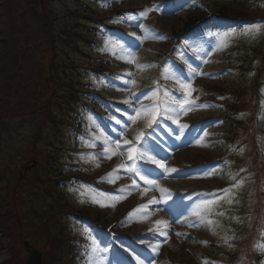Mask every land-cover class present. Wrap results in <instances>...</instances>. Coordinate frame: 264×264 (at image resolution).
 Listing matches in <instances>:
<instances>
[{
  "label": "rangeland",
  "instance_id": "rangeland-1",
  "mask_svg": "<svg viewBox=\"0 0 264 264\" xmlns=\"http://www.w3.org/2000/svg\"><path fill=\"white\" fill-rule=\"evenodd\" d=\"M24 0H0V38L2 40H5L3 42L0 41V111H8V110H20L25 109L29 107L34 101L32 98H35L37 95L38 89H43L40 84H37L38 77L41 75V65H45L47 63V48L40 47V44L42 41L46 44V40L42 39L45 35V31L47 30V21L46 17L43 14H40L38 17L32 16L31 22H28V26H30V33L27 35H21L23 32L20 27L17 25V21L20 18L21 15V6L23 4ZM174 3H168L167 0H128V3L123 4L120 9H124V12L117 15L115 19H119L124 14H129L131 12L129 11H135L137 9H141L138 11L139 13L143 10L152 8L154 5L162 6L161 11H153L149 13V16L147 19L143 20L142 22L147 25L148 27H156L159 26V28L156 30L157 33L164 34L166 37L162 40H145L138 49H136V55L138 57L137 63L140 64H155L157 67L149 68L144 71H139L136 69L135 65L126 63L123 60H120L116 58L115 56L109 54V53H103L100 51V49L103 47L104 40L109 36L113 37H123L124 40L133 39L129 36H126L124 29H128L129 31H134L137 36L143 35L141 29H138L137 26H135V22L131 23H121L118 24L114 31L106 32L104 35H100V38L97 40L96 44L94 45V49L91 54L90 59H83L80 63L82 65H97V62L93 59V56L95 57H103L104 59H110L114 64L108 65L109 69L116 71L114 72V79H106L107 81H110L114 83L116 86H120L121 82L116 78L118 74H123L129 72H133L134 79L136 80V85L132 88V92L137 93V95L141 94L140 89L145 81L149 80V76H152V78L155 77V81H157L158 77L162 76V71L165 66V63L168 62L173 67H178L180 69H186L185 60H187L189 63H192L194 66H196L198 63H196L195 58L198 56H202L200 53V49L203 48L205 50L208 49L209 43L211 41V31L207 30L204 37H201V39H204V42L195 43L198 38H190L191 44H194L192 48H189V45L187 46V51L185 50V47L187 45L188 36L183 37V41L181 43V47H179L178 51H175V55L177 56V60L179 61V65H175L173 61L169 60L168 56H164V49H168L170 46V43H166V40L168 39L170 42V35H177L178 31H180L182 28H184V24L187 21V17L190 15H195L194 13L197 12L200 9H204L205 5L202 4L200 8V3L197 4L196 0H174ZM206 3L208 2L210 5L215 6H223L229 9H235L236 7H240L241 3L245 0H205ZM249 1V0H248ZM32 6L35 8L39 5L40 0H31ZM167 3V4H166ZM54 8L56 9V12H59L58 15L61 14H67V10H63V6L59 3V0H53ZM173 5H177L176 7H173ZM109 4L102 8V3L100 10L102 9H109ZM258 7H261L264 11V0H261ZM217 8V7H215ZM28 12V11H27ZM66 21V22H65ZM60 29L58 31H61V39H58L60 43V54L57 56V64L60 67L58 70V80L60 82V89H58V96L62 97L63 95L69 94L68 87L71 86V84L75 87L76 93L75 95H79L80 87H81V81L84 80L85 83L88 82L89 75L86 73H83V75L79 74V70L77 68H73L71 66H68L67 69H63V66L70 63L67 61V55L65 52L69 51V45L66 41V35H63L65 31H67V27L72 29V24L69 22V20H60L59 22ZM230 24V23H229ZM161 28V29H160ZM174 29H177L178 31H175ZM241 28L237 29L239 31ZM170 34H168V33ZM7 37V39H5ZM248 36H238L234 39H231L228 43V46L218 48L215 51H213L208 56V63H202V66L200 65V68L203 73L210 74L212 78H210L209 75H201L195 77L192 87L196 89V91H202L207 85L210 83H216V82H226V84H235V83H244L252 81L257 74V61H254L253 64H249L246 66V68H241L239 66L238 70H235V74L231 73L229 70L230 67L237 66L239 63L240 55H245V52L250 51L249 48L251 46H261V48L264 47V27H262L261 34L256 36L255 39L248 37L246 40L247 45H251L245 48H242L241 50H234L233 47V41H243V39ZM11 38L13 42H11L9 39ZM258 39V41H256ZM63 40V41H62ZM23 42L29 43L34 42L33 48L28 50L31 54L23 53L21 49H23ZM234 45H236L234 43ZM243 45V44H241ZM176 47H173V50ZM178 49V48H177ZM176 49V50H177ZM100 52V54H98ZM98 54V55H97ZM226 55H228L226 57ZM242 56V58H243ZM71 57L73 58V55L71 54ZM183 57V59H182ZM240 59V61L242 60ZM76 61H79L78 58H75ZM222 59H226L227 62H222ZM252 60V58H250ZM200 61V60H198ZM261 64L260 62L258 63ZM98 66H101L98 64ZM83 68V66H82ZM81 69V68H79ZM149 74V75H148ZM3 77L11 78V80H14V84H18L17 86H7L5 81H2ZM164 81L171 82L175 84V81L172 79H168ZM204 80H207V83H204ZM261 81L264 83V73L261 77ZM153 82V80H152ZM85 87V86H84ZM104 94L111 95L113 98L117 99H125L126 98V92L120 93L121 91L116 90L115 92H109L107 89V84H102L99 86ZM178 87V86H177ZM199 92V93H200ZM195 94V91L192 93V95ZM130 97V94L128 95ZM42 99V100H41ZM39 99L40 102H44L45 98ZM264 101V85L262 87V99L261 102ZM148 102L151 103L150 100H145L144 103L147 104ZM99 108V107H98ZM261 113L256 121V144L258 148L263 151L264 153V119L260 118L261 114L264 113V107H262L261 103ZM105 110L112 111L113 108L109 105L105 106V109H103L100 113L104 114ZM92 113V116L96 118L98 122L100 121V116L96 112L94 113V110H90ZM220 108L217 107H211L209 108H195L193 111L189 112L187 115L182 116L180 119V122L182 124H187L189 119L191 117L194 118H202L204 116H210L213 114L219 115ZM86 115V114H85ZM221 115V114H220ZM88 115L86 116V119ZM112 116H116L117 119H121V114L118 112H112ZM126 117V116H125ZM15 118H10L5 122L4 125V131L3 133L0 131V164L4 165L2 166L1 171H6L8 168H6V163L9 162L11 159L16 160L17 164H15L16 168H21L22 172L25 171L26 167L31 168L32 164L34 163V160L37 161V165H35L33 168L34 170L27 171L29 172L27 175V179H25V182L23 183L25 186V189H27L33 196H30V193L25 195L23 197V211L22 213L29 212L28 210H31V214L33 217H35L40 223L36 228L35 223L33 220L30 222V226H27L26 229L28 231H33L32 234H29V238L31 243H37L39 245V248H47V251H52L51 254V264H57L60 257L62 249L67 247V244L58 243L55 242V246H52L54 244V236L58 239L65 238L63 240H71L72 242L79 243L80 241L83 242V238L85 239L84 235L82 234V229L85 226L91 227V223H88L87 221H83L79 218H77L74 215H71L68 213L70 210H74L75 212H84L86 208H93L90 210V215L94 216L99 222L103 221L102 216L105 218V224H109L113 220L117 219L119 215L124 211V209L128 208L130 204L134 201V196L139 192L138 189L134 190V192H131L130 194L126 195V198L121 200L119 203L116 204L114 208L112 207H100L98 205H93L91 203H84L81 204L78 202L79 195L76 192L69 191L70 188L76 187L79 188L80 185L77 183L66 180L62 183L60 181L63 179L64 174H61V172L58 170V173L54 176V178H57L60 180L57 184V193L60 194L61 199L59 198V205L52 206V202L55 201V194L52 195V193L47 194V186L49 185V180L47 181L46 185L42 184V181L36 180L37 176H40L44 179L50 178L51 174H48V169L50 168V165L47 163V160L44 159L45 157L42 156L44 153L43 150H47V144L48 142L54 141L52 133L54 132V129L51 131V134L46 133L39 141L38 149L40 151V155L42 158H34V154L32 153V142L31 140L28 141V136H34L35 130L39 126L37 124L39 123L40 119H42V116H37L34 118V116L27 118H17L15 120H11ZM125 120L126 118L123 117ZM251 119L250 115H242V124H245L244 121H249ZM223 121L221 119H214L211 121H208V126L205 128H197L195 131V134L191 136L190 141L186 144L185 140L187 138H182L180 141L183 142L184 146L181 147L179 150L185 151L186 153H190V156H193L196 152H198L199 156L202 154L210 155L212 153L218 154L222 149L225 148V143L221 141V138L224 136V130L226 129L227 124H223ZM114 123V122H113ZM238 123V122H237ZM88 125V120H87ZM63 126V125H62ZM65 124L64 131H61L60 134L64 136V138H61V146L62 147H77L81 145L80 140H76L74 136L71 134L69 129V126ZM103 127V125H101ZM145 126L143 121L137 120L135 124H131L129 127V130L125 133L124 137L122 139H131V137L134 138L135 134L139 130H144ZM260 129V130H258ZM95 131V129H93ZM105 130V129H104ZM202 131H207L209 133V136L204 137L203 140L206 142L207 146H202V144L196 143V137L198 135H202ZM13 135V136H12ZM113 135V134H109ZM113 138L115 139V136L113 135ZM25 139V140H24ZM174 141V139H168L165 137V142L167 144H171V142ZM188 141V140H187ZM59 142V138H58ZM126 147V146H124ZM244 151L241 154L239 152V157L245 158L249 160V158L254 159L253 153V147L250 143H244L241 146ZM101 148L97 144L96 148H93L96 153L98 149ZM14 150H19L22 153H18V155H14L12 152ZM102 150V149H101ZM123 151V147L121 149ZM203 155V156H205ZM10 156H12L10 158ZM76 156V155H74ZM214 156V155H213ZM65 156L61 157L62 161ZM67 158H70L69 155H67ZM77 159L76 163L82 164L83 166L88 165L86 168H83L84 171H88V168L90 169H96L98 167H95L92 163L85 162L79 158H72ZM183 156L181 155L180 158L178 156H175V154H171L170 159L166 161L168 166H170L171 163L177 162L178 165H181L180 162H183ZM27 160V161H26ZM67 163H69V160H66ZM126 161V154L120 155L117 154L113 156L111 159H105L103 157L99 158V166H101L102 171L109 170L112 167L116 168L118 164ZM73 165V164H71ZM71 165L67 168L68 170L71 169ZM176 165V169L179 168V166ZM245 163L238 164L236 161L235 163L230 160V162L223 164L224 169L217 171L215 175H212L210 177H204V178H184L178 177L174 185H180L178 189L182 188H195L197 191H202L210 189L212 186L220 185L221 183H224L225 179H229V181H232L231 175L239 173L237 176V179L245 178L244 185L240 188L242 189L244 187V190L246 192H243L242 194H238V190L234 189L235 197L233 203L235 210L232 212L233 214L227 212V209H224L223 211H220L219 209L223 206L227 205L228 203L225 201V199L217 200V202L213 205V212H223V216L219 215H213L211 216V219H213L215 224V234L207 227H200V228H190L187 227L185 224L177 223L175 219L165 212H159L155 215L149 216L146 220L143 221H137L128 223L126 222L124 225H122V230L128 231V230H149L154 226V222L158 219H163L165 221H169V227L171 228V233H169V239L166 243H161L158 254L156 253H148L144 251H136L138 254L144 253L145 255L151 254V256L155 259V264H172V257L178 258L179 262H184L185 264H203L204 260H207L204 257L205 253V246L202 242L203 235H206L208 238H215L219 241V243L223 242V247L225 249H231L236 248L237 245L234 243L233 240L230 241V243L233 245L232 248H229L227 244L224 243V237L225 236H234L233 234L236 233V229L233 225V223L238 224L241 223L243 219H248L249 224L251 219L254 217V203L255 199L258 198L260 194H263L262 199L264 203V179L263 183L259 184L261 181L260 178L257 175V172L255 171V166L250 165L251 171H248L246 167H244ZM78 167V166H77ZM83 169L75 168L74 170H77L76 173H80L83 171ZM240 169H246L244 172H240ZM112 172V171H111ZM202 172V171H201ZM201 172H194L193 175L190 176H198ZM120 179L116 180L115 183H107L102 182L101 178H99V183L103 188L106 187H113L115 184H130L132 183V178H130L128 175H126L123 172V169L119 170ZM62 176V177H61ZM258 178V179H257ZM175 178H169L166 182L162 184L163 187L168 188V185L171 184V181ZM51 181V180H50ZM185 182L181 185L179 182ZM234 181V180H233ZM45 183V182H43ZM60 183V184H59ZM137 183L141 185L140 181L137 180ZM85 185V184H84ZM5 190H10L11 183L4 182L3 186L0 184V188ZM97 189V188H95ZM33 192V193H32ZM111 193V192H108ZM5 195L9 194V192L4 193ZM238 195V197H237ZM143 197V195H142ZM85 200H87V194L84 197ZM7 198H5V201ZM238 200L239 203H236L235 201ZM129 205V206H128ZM239 206V207H237ZM28 207V209H27ZM156 206L149 207V210H152ZM161 207H163L161 205ZM82 208V209H81ZM32 209L35 211L37 209V217L35 216L36 213L33 214ZM57 209V212H55ZM60 209V210H59ZM96 209V210H95ZM99 210V211H98ZM263 224H264V208H263ZM102 214V215H101ZM238 218V219H237ZM194 219V218H193ZM45 223H47V229L45 226ZM41 224L43 225V229H40ZM225 226H227L228 231L225 230ZM160 227H163L161 225ZM63 228V229H62ZM245 228V227H244ZM246 231V230H245ZM175 232L180 233H187V236H176ZM2 235V234H0ZM78 236V237H75ZM193 236H197L199 239L198 242L195 243L196 239ZM220 236V237H219ZM219 237V239H218ZM28 238V240H29ZM240 240L243 241L245 238H243L242 231L240 234ZM9 238L6 237V240L3 236L2 240H0V246H2L3 243H9ZM165 238L160 239V241H163ZM202 239V240H201ZM247 239V238H246ZM245 239V240H246ZM190 243H193L192 246L194 249L192 250V259L190 260L189 254L185 251L186 245ZM17 241L16 245L17 248L20 247L21 243H18ZM106 243V241H104ZM155 239H151L147 242H145L144 245H147L150 243H155ZM259 242H264V238L260 239ZM258 242V243H259ZM257 243H253L255 245ZM35 245V244H34ZM37 246V245H36ZM38 247V246H37ZM19 249L20 256H26V250L23 245H21ZM254 248V246H253ZM41 249L43 252L44 250ZM16 249H14V252ZM218 251L215 250L214 254L216 255ZM2 253V252H1ZM9 252L5 248L4 253L0 257H4ZM255 255L261 254L257 251L254 252ZM112 256H115V254L109 253L108 258L111 259ZM264 256V254H263ZM159 257V260H158ZM143 258V256H142ZM158 260V261H157ZM208 261V260H207ZM215 264H223L221 263H215ZM230 264V263H226ZM243 264V263H242ZM261 264V263H258Z\"/></svg>",
  "mask_w": 264,
  "mask_h": 264
},
{
  "label": "snow or ice",
  "instance_id": "snow-or-ice-1",
  "mask_svg": "<svg viewBox=\"0 0 264 264\" xmlns=\"http://www.w3.org/2000/svg\"><path fill=\"white\" fill-rule=\"evenodd\" d=\"M111 2H118V0H101L102 6H107ZM162 6L154 5L152 8L141 11L139 14H124L119 19H115L114 23H131L135 22V26L139 27L143 33L141 36H137L136 33H127L134 39L124 40L123 37H113L109 35L103 43V47L100 49L103 53H109L116 58L125 61L126 63L135 65L139 71H144L149 68L157 67L155 64H140L137 63L138 57L136 55V49L145 40H162L166 37L164 34L157 33L155 29L148 27L142 21L147 19L150 12L161 11ZM264 22L255 23L246 27H242L239 31L236 28L231 27L223 30H210L211 41L207 50L201 48L202 56L196 57L201 63H208V56L218 48L228 46L231 39L238 36H248L253 39L261 34ZM190 46V45H189ZM183 59V57H182ZM186 69H180L173 67L168 62L162 71V79H172L178 86L173 90L164 85H161L159 81L154 82L155 87L150 89L146 93L137 95L132 92L130 97L125 98L121 103L128 106L127 110L120 108L116 109V112L121 114V119H117L116 116H110L108 120L104 122V126L101 127V123L96 120L91 114L87 117L88 128L87 137L81 136V145L89 148H96L97 144L101 146L99 153H80L78 154L80 159L92 163L95 167H99V158L111 159L113 156L120 154H126V161L117 165L112 172L108 173L105 177L101 178L102 182L115 183L120 179L119 170L123 169V172L132 178V186H125L118 189L115 193H107L101 190L93 188L91 185L81 184L79 188L73 187L69 191L76 192L79 195L78 202L81 204L91 203L100 207H112L114 208L117 203L126 198L127 194L136 189H141V185L137 183V180L141 181L144 187L143 193L149 191H158L159 197L152 196L147 204H141L133 212H130L126 218L128 223L146 220L149 216L155 215L159 212H167L170 214L177 223L185 224L190 228H200L207 226L213 234H215L216 222L210 217L213 215L223 216V212H213V205L217 200L227 197V203L232 204L235 199L234 189H240L244 183L245 178L237 179L239 173L232 174L231 179L235 181L231 187L222 190V195L217 196L215 193L206 194L200 193L198 197H194L193 194H177L170 191L168 188L163 187L160 183L162 179L178 178L179 171L174 167H169L166 161L170 159L172 152L179 147V145L167 144L165 137L168 139H174L180 141L185 137V130L189 127L187 124H182L180 119L182 116L187 115L195 108H207L215 107V105L197 104L196 100L192 96V93L196 91L192 87V83L197 76L211 75L203 73L200 65L194 66L185 60ZM133 72H127L118 74L117 79L121 82L120 86H116L118 91H131L136 85ZM93 83L97 86L102 84L112 83L102 78L97 80L93 75ZM223 99V97H221ZM145 100H150L151 103L145 104ZM264 107V101L261 102ZM243 115V114H241ZM126 116V120L123 117ZM264 119V113L261 114ZM141 120L144 123L146 129L151 131L145 132L139 130L135 134L133 139H122L125 133L129 130L131 124H135L137 120ZM171 125H175V129ZM114 122V123H113ZM105 128L113 135H109L105 132ZM95 129V131H93ZM209 136L207 131H202V135L196 137V143L207 146L203 138ZM191 143V141H189ZM126 146V147H124ZM123 147V151H121ZM233 151L236 148L233 147ZM243 148L239 149L242 154ZM223 163H228L224 161ZM246 169H240V172H244ZM217 167L206 169L198 174V176L185 175L184 178H204L215 175ZM172 174H177L173 176ZM87 194V200L84 199ZM186 201H191L190 204H186ZM239 203L238 200L235 201ZM156 206L152 210H149V206ZM161 205L163 207H161ZM194 218V219H193ZM238 219V218H237ZM124 223V222H122ZM163 225V227H160ZM169 221L158 219L154 222V226L149 229L153 232L155 243L148 244L150 253L158 254L161 243H166L169 237ZM82 234L88 243L85 247V261L86 264H129L128 259L116 253L112 259L108 258V254L114 252L113 242L109 241L105 243L100 234L89 226H85L82 229ZM111 235V233H109ZM175 235L187 236V233L175 232ZM261 236L264 237V232H261ZM158 237H164L163 241H160ZM235 239V236H225L224 243L232 248L231 240ZM144 243L143 240L140 241ZM203 244H207V241H203ZM119 248L131 254V257L135 260L136 264H155V259L151 254L145 255L144 253L137 254L132 244L121 243ZM254 250L264 254V242H259L254 245ZM143 256V258H142ZM243 260V258H242ZM203 264H215L207 260L203 261ZM264 264V260L261 261Z\"/></svg>",
  "mask_w": 264,
  "mask_h": 264
},
{
  "label": "water",
  "instance_id": "water-1",
  "mask_svg": "<svg viewBox=\"0 0 264 264\" xmlns=\"http://www.w3.org/2000/svg\"><path fill=\"white\" fill-rule=\"evenodd\" d=\"M29 264H39V259L32 258Z\"/></svg>",
  "mask_w": 264,
  "mask_h": 264
},
{
  "label": "trees",
  "instance_id": "trees-1",
  "mask_svg": "<svg viewBox=\"0 0 264 264\" xmlns=\"http://www.w3.org/2000/svg\"><path fill=\"white\" fill-rule=\"evenodd\" d=\"M192 23H194V19H191L190 20V22L187 24V26L189 25V24H192ZM0 212H1V210H0ZM1 214V213H0ZM2 215H0V217H1Z\"/></svg>",
  "mask_w": 264,
  "mask_h": 264
}]
</instances>
